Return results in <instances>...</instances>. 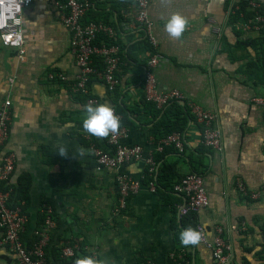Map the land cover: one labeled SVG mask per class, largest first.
I'll return each instance as SVG.
<instances>
[{"label": "crops", "instance_id": "0c3cea01", "mask_svg": "<svg viewBox=\"0 0 264 264\" xmlns=\"http://www.w3.org/2000/svg\"><path fill=\"white\" fill-rule=\"evenodd\" d=\"M65 1L33 0L24 11V54L5 47L0 38V107L10 95L14 109L6 146L15 157L9 185L29 184L28 202L22 201L28 217L23 235L27 244L32 246L39 238L42 212L50 207L55 227L49 232L47 264H62L63 248L73 244L76 256L65 258L71 264L85 254L107 264H171L173 254L184 250L191 254L192 264H216L212 243L219 228L231 244L232 264H264V108L254 100L264 95V40L259 32L229 25L236 0H150L155 48L135 26L137 8L131 0H94L84 17L87 23L112 26V39L121 50L116 90L95 79L91 94L125 110L119 114L126 141L144 149L141 160L126 164L120 172L144 179L146 158L161 153L157 168L171 165L174 188L197 160L211 204L198 212L200 241L188 246L176 240L174 222L177 217L181 223L187 200L175 190L152 192L143 181L127 208L117 213V171L98 167L90 148L95 144L108 149L107 136L83 130L85 104L67 82L49 78L51 72L63 73L70 82L79 73L71 35L61 20ZM177 12L187 19L178 38L164 27ZM210 19L222 36L213 31ZM241 41L254 43L237 45ZM155 52L164 58L155 71L158 88L177 89L184 104L191 101L216 112L224 138L222 151L203 144V127L192 120L183 152L170 147L158 150L163 137L152 134L158 118L143 106L144 71ZM59 145L68 155L57 153ZM241 179L247 192L239 186ZM0 264L21 263L0 247Z\"/></svg>", "mask_w": 264, "mask_h": 264}, {"label": "built area", "instance_id": "2783aa9c", "mask_svg": "<svg viewBox=\"0 0 264 264\" xmlns=\"http://www.w3.org/2000/svg\"><path fill=\"white\" fill-rule=\"evenodd\" d=\"M32 1L0 0V38L5 47L17 49L21 54L25 53L24 11L31 7ZM131 1L137 8L135 26L143 33L149 44L155 48L156 44L151 33L152 24L148 18L150 0ZM248 1H250L252 9L257 14L254 18L249 19L243 27L249 31L261 33L264 29V15L260 13L262 3L259 0ZM93 2L94 0H66L61 6L63 11L61 20L71 35V52L75 57L76 68L79 70L78 75L73 78L74 80L68 82L63 73L51 72L48 74L52 80L67 82L74 96L87 97L86 104L100 103V100L91 94V84L95 79L103 80L107 88L114 91L119 84L117 74L121 66L119 46H107L105 44L95 46L94 43L100 34L112 37L114 35L113 27L102 21L83 23L85 15L93 6ZM210 22L213 24V31L216 35L222 36L221 28L216 25L213 19H210ZM94 57L101 58L105 65L103 71L98 70L94 65ZM163 61V56L157 52L153 53L146 63L143 76L145 98L155 104L158 109H162L175 101L184 102V95L179 90L162 91L158 88L155 71ZM10 80L14 83L16 79L11 77ZM254 100L264 108V95L255 96ZM187 107L194 121L203 127V144L216 151H222L224 149V138L219 125L218 114L191 101L187 103ZM113 110L120 119V114L117 113L115 108ZM13 120V100L9 95L0 107V247L15 254L21 264H47L46 247L49 241V232L55 227L52 209L50 207L45 209L46 218L43 230L37 232L39 238L30 246L23 236L28 217L21 206L10 205L12 190L4 189L9 185L15 170V157L11 152L6 151L7 143L11 137ZM127 137L126 130L119 126L115 133L110 132L107 135L108 149L95 144L90 147L98 167L117 171V213H122L127 208L129 199L139 192L144 181V179H135L124 172H120L121 167L139 161L144 156L143 147L138 144H128ZM166 147H173L177 151L183 152L185 149V136L179 132L167 135L159 142L158 150L161 151ZM146 163L149 175H154L157 162L153 154L146 158ZM147 186L152 192H156L157 187L154 180L149 181ZM239 186L247 192L242 179L239 181ZM173 190L185 196L187 211L199 212L210 207L211 200L202 174L189 173L181 182L174 185ZM252 195L257 197L258 193H252ZM212 248L216 264H232V247L225 237L223 229H218ZM76 250V244L67 245L62 250V257H74L77 254ZM183 255L180 257L182 258ZM172 259L175 264H191L189 261H179L177 253L173 254ZM150 264L155 263L150 262Z\"/></svg>", "mask_w": 264, "mask_h": 264}, {"label": "trees", "instance_id": "16d2710c", "mask_svg": "<svg viewBox=\"0 0 264 264\" xmlns=\"http://www.w3.org/2000/svg\"><path fill=\"white\" fill-rule=\"evenodd\" d=\"M262 3V8L260 9V13L264 15V0H259ZM257 12L252 9L250 5V1L248 0H236L232 13L230 14L229 18V25L231 26H238L241 25L243 26L247 21L251 18H254L256 16ZM98 22V21H95ZM83 23H87L83 19ZM261 38L264 40V29L261 31ZM95 46H101L103 44L107 46H113L117 45V42H115L112 37L107 36L106 34H100L98 36V39L94 42ZM253 41H247L245 42H239L237 45L243 46L244 44L250 45L253 44ZM94 65L96 68L100 71H103L105 68L104 63L102 62L101 58L99 57H94ZM117 88V87H116ZM114 89V91L116 90ZM77 100L81 101L82 103L86 104V98L85 96L81 95H76ZM101 103V102H100ZM143 106L146 109V112L151 114L154 118H158V121L154 124L152 134L156 139L159 138H164L167 135L175 132H179L185 136V133L188 129V123L190 120L194 121L193 116L191 115L189 108L187 107V104H182L181 101H175L167 106H165L162 109H158L155 104L149 102L144 98L143 101ZM115 108V107H114ZM117 113L119 112H124L121 107L115 108ZM135 112V111H134ZM138 113V112H137ZM171 149H174L173 147H170ZM163 158V154L157 153L154 154V159L159 164L161 159ZM197 160L193 161V171L199 173L197 165ZM163 167L157 168L156 172L154 175L150 176L148 173V170L145 171V178H144V183H148L151 180H154L156 183L157 191L161 190H173V186L171 185V172H173V168L169 164H164L162 165ZM202 174V173H201ZM24 179L21 180L23 182ZM26 181V180H25ZM24 181V182H25ZM29 187V184L25 183L24 185L21 184L19 187H11V185H7L4 189L9 190L11 189V201L10 205L11 206H21L23 212L25 210L24 204H22L23 200L25 203H27V189ZM43 221H45L46 215H45V210H43ZM175 215L177 216V210L175 209ZM199 213L197 211H186L185 214L182 215V220L181 223L178 222V218L176 217V221L174 222V228L176 232V240L180 244L179 239H178V233L180 230L186 227H192L195 228L199 231ZM38 238L36 239V241ZM185 251V250H184ZM183 252V251H182ZM181 252V253H182ZM47 253V249H46ZM181 253H178V260L181 262H187L189 261L192 264V256L189 252L182 253L184 254L183 257L181 258L180 256L182 255ZM47 258V257H46ZM49 261V258H48ZM69 259L62 260V264H71L72 261L68 263ZM171 264H175L174 261L171 262Z\"/></svg>", "mask_w": 264, "mask_h": 264}, {"label": "clouds", "instance_id": "9594fccd", "mask_svg": "<svg viewBox=\"0 0 264 264\" xmlns=\"http://www.w3.org/2000/svg\"><path fill=\"white\" fill-rule=\"evenodd\" d=\"M187 23L186 17L180 13H172L164 27L172 37H180ZM82 128L86 132L98 136H107L110 132L115 133L120 126L119 116L114 113L111 105L101 102L97 104H85L82 113ZM60 156H66L67 150L63 145L57 147ZM81 155L83 151L81 150ZM178 239L181 245H196L201 239V233L192 227H186L179 231ZM74 264H107V261L97 259L89 255L78 256Z\"/></svg>", "mask_w": 264, "mask_h": 264}, {"label": "water", "instance_id": "95a60500", "mask_svg": "<svg viewBox=\"0 0 264 264\" xmlns=\"http://www.w3.org/2000/svg\"><path fill=\"white\" fill-rule=\"evenodd\" d=\"M182 104H184V102H181Z\"/></svg>", "mask_w": 264, "mask_h": 264}]
</instances>
